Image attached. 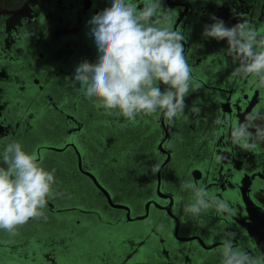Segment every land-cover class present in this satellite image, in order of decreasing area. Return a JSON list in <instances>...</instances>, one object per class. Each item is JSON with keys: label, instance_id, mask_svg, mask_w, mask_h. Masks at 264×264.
Listing matches in <instances>:
<instances>
[{"label": "flooded vegetation", "instance_id": "obj_1", "mask_svg": "<svg viewBox=\"0 0 264 264\" xmlns=\"http://www.w3.org/2000/svg\"><path fill=\"white\" fill-rule=\"evenodd\" d=\"M62 1L24 0L8 10V0H0V66L5 68L0 77V115L2 112L13 121L0 128V150L6 142L19 140L28 152L35 153L46 141L78 143L82 152L79 162L70 145L61 151H44L39 161L57 170L56 188L66 196L49 202L47 222L30 220L13 238L0 232V263L30 264L33 253L42 256L45 264H129L131 249L127 242H133L138 234L151 249L148 264H159L173 254L174 226L163 211L156 213L147 228L132 224L136 235L129 238L126 231L132 225L120 221L124 219L123 209L109 204L85 171L95 175L114 201V196L119 201H134L139 211L147 198L157 197V188L165 190L166 186L168 195H177L185 220L181 224L201 230L208 240L205 248H195L194 244L186 248L179 256L182 264H220V234L226 230L237 233V246L257 255L243 226L249 215L246 207L256 203L264 208V141H257L252 151L244 150L231 143V126L257 107L264 114V89L256 88L251 76L252 84L232 77L236 64L225 53L226 41L206 39L201 33L203 25L212 22L210 14L234 24L246 17L264 33V0H165L163 11L170 8L181 14L174 29L190 31L186 54L194 79L203 84L187 99L189 106L197 103L200 114L192 115L186 108L187 119L177 120L174 127L167 126L162 116L157 120L141 114L129 122L107 115L97 100L80 94L79 85L71 79L74 69L83 59L94 62L97 58L93 39L87 35V21L92 15L89 9ZM133 2L140 4V0ZM108 4L109 0H99L95 13ZM70 6L76 8L77 19L66 13ZM41 13L46 17L41 18ZM235 94L239 96L237 112L231 98ZM217 116L225 123L215 125ZM255 123L264 128V119ZM227 147L230 149L222 154L235 164L229 169L234 173L231 179L222 176L224 161L215 160L216 150ZM154 164L161 166L159 173L150 171ZM200 165L206 167L207 174L194 170ZM189 179L203 182L210 195L219 193L236 214L214 210L198 217L186 214L184 206L194 196L191 190H182L181 183ZM238 185L239 196L235 193ZM244 196L250 198V204L243 201ZM121 240L123 250L117 252L115 244Z\"/></svg>", "mask_w": 264, "mask_h": 264}, {"label": "clouds", "instance_id": "obj_2", "mask_svg": "<svg viewBox=\"0 0 264 264\" xmlns=\"http://www.w3.org/2000/svg\"><path fill=\"white\" fill-rule=\"evenodd\" d=\"M164 7L165 0H140L139 6L133 0H109L108 6L87 21V35L93 39L97 58L94 62L81 60L71 79L79 85L80 94L97 100L107 115L129 122L141 114L157 120L162 116L167 126L174 127L177 120L187 119L186 108L192 115L200 114L195 101L191 106L187 103L188 97L203 87L194 79L186 54L190 31L174 29L176 16L170 8L163 11ZM209 19L212 22L203 25L201 35L226 41L225 53L237 65L231 76H251L253 85L264 89V33L246 17L231 26L215 14ZM257 119H264L259 107L232 125L231 143L252 151L257 141H264V128L255 123ZM213 123L225 121L217 116ZM253 128L255 132L250 131ZM225 158L222 153L215 156L217 163ZM160 168L154 164L150 171L156 174ZM56 171L46 168L21 141L4 144L0 150V232L13 238L30 220L47 222L49 202L66 196L56 188ZM181 189L193 193L194 199L184 206V212L192 217L209 210L236 214L228 200L210 195L203 182L185 180ZM236 238L235 231L220 234V264H264V253L244 250L235 244Z\"/></svg>", "mask_w": 264, "mask_h": 264}, {"label": "water", "instance_id": "obj_3", "mask_svg": "<svg viewBox=\"0 0 264 264\" xmlns=\"http://www.w3.org/2000/svg\"><path fill=\"white\" fill-rule=\"evenodd\" d=\"M62 1V0H61ZM68 0H63L62 3H66V4H70L73 3L74 6H78L83 8V9H89V12L91 13V15L95 14V8L98 7L99 4V0H70L69 2H67ZM243 3H246L247 1L249 2V0H242ZM55 6H52L49 9L54 8ZM68 11V12H67ZM66 13H68L69 15L71 14L72 16L69 17H75L77 19V11L75 7H71L70 9H67ZM85 11V10H84ZM179 10L174 11V14L178 20V22L181 20V14H179ZM179 14V15H178ZM78 15H80V13H78ZM41 18H45L46 16L44 15V13H41ZM73 17V18H74ZM79 17V16H78ZM68 20H72V18H67ZM225 22L231 26L233 23V21L231 20H225ZM264 28V27H263ZM257 31H262L259 28H256ZM4 63V62H3ZM237 66V65H236ZM5 73V68L2 66H0V77L1 75H3ZM1 80L0 79V85H1ZM243 82L245 83H251L250 78L248 77L247 79H242ZM252 84V83H251ZM233 102H234V108H235V112H237V107L235 102L239 101V96L232 95L231 96ZM244 98V97H243ZM227 100V98H226ZM235 118L237 117V114H234ZM30 122H34V119L29 117ZM13 122L11 119H6V116L4 114L0 115V128L3 126H8L9 123ZM236 122V120H235ZM237 124V123H236ZM15 125H18V123H15ZM78 143H74V142H67L65 144H61V143H52V142H41L39 144L38 149L36 150L35 154L38 157V160L41 158V156L44 155V151L46 150H55V151H61L63 149H65L68 145L72 146L74 152L77 155L78 161H81V155L80 153H82L79 148L77 147ZM232 148V147H231ZM230 148H225L224 150H220L219 148L216 150V155L223 153V151H227ZM228 159H224L222 161H224L225 163V168H224V172L222 173L223 177H227L229 179L233 178L234 173L229 172V169L231 168H235V164L233 162L230 161H226ZM222 161L220 163H222ZM222 167V166H221ZM81 170V168H79ZM194 170H196L197 172H202L204 175L207 174V169L206 167H204L203 165H200L199 167H195ZM193 171V170H192ZM86 174H88L93 182L95 183V185L103 192L107 202L109 204H113L115 207L121 208L124 211V219H120L121 222H131V225L134 224L136 226H141L144 224V227H148L151 224H153L157 214L160 211H163L171 220H172V224L174 226L173 228V236L175 238L176 241L173 242L172 244V255L171 256H167L164 261H162L159 264H182L181 259L179 258V256L182 255L183 251H186V248H189L191 245H195V248L197 245H199L201 248H205V243H208V240L205 238V235L203 234V232L201 230H197L194 231L192 227H189V224L186 223L184 226L182 222V220H184L183 215L180 212L179 209V197L177 195L175 196H171L168 195V193H166V186H165V190L163 189V187L157 188V197H151V198H147V200L145 201V206L142 210H137V205L135 204V202L133 201H119L115 196V201L113 200V196L111 195V192L109 190H107L103 184H101L97 178L95 177V175L93 173H91L90 171H85ZM220 172V171H219ZM218 172V173H219ZM159 173V172H158ZM238 178L241 179L242 175L240 173H237ZM252 181H250L251 184ZM240 183V182H239ZM246 187H248L249 184L245 183ZM239 188L240 185H238V189H236L235 193H237V195L239 196ZM162 192V196H159V192ZM161 194V193H160ZM215 195L221 199H224L222 196L219 195V193H215ZM242 198V197H241ZM243 201L245 202V199L249 202V204L251 203L250 198L248 196H244ZM242 201V202H243ZM243 202V203H244ZM252 206V205H251ZM253 208V209H252ZM251 207H246L247 211L249 212V215L247 217V221L244 223L243 226V230L244 232L247 234L250 242L254 243V247L255 250L257 252V255H260L261 253H264V208H262L261 206H259L258 204L254 203V206ZM61 209H57L56 211H60ZM256 211L255 214H253ZM119 220V218L115 219V221L117 222ZM185 221V220H184ZM181 227V228H180ZM190 228V230L188 228ZM127 236H129V238H134L135 237V232L133 230V225L131 226V228H129L127 231ZM122 238H125L124 235L122 236ZM121 238V239H122ZM142 238H141V234L136 235L135 240L131 243L127 242L130 245V249H131V257L129 259V264H148L147 261H149V257H150V252L151 249L149 248V245L145 243H142ZM194 241V242H192ZM123 246V240L117 241L115 244V250L117 252H121L123 250L122 248ZM148 246V247H147ZM186 249V250H185ZM117 255H119V253H117ZM206 255V254H205ZM45 260L48 262L49 258H47L46 256ZM204 255L201 256L199 259H203ZM51 262V261H50ZM0 264H9L6 262H1Z\"/></svg>", "mask_w": 264, "mask_h": 264}, {"label": "crops", "instance_id": "obj_4", "mask_svg": "<svg viewBox=\"0 0 264 264\" xmlns=\"http://www.w3.org/2000/svg\"><path fill=\"white\" fill-rule=\"evenodd\" d=\"M32 256L34 258H32ZM29 263L30 264H45V261L43 260L42 256H40L38 254L34 255L33 253H30Z\"/></svg>", "mask_w": 264, "mask_h": 264}, {"label": "rangeland", "instance_id": "obj_5", "mask_svg": "<svg viewBox=\"0 0 264 264\" xmlns=\"http://www.w3.org/2000/svg\"><path fill=\"white\" fill-rule=\"evenodd\" d=\"M7 0H5L6 2ZM24 0H8V3L5 4L7 5V8L8 10H14L15 7H18L21 5V3L23 2ZM61 1V0H59Z\"/></svg>", "mask_w": 264, "mask_h": 264}]
</instances>
